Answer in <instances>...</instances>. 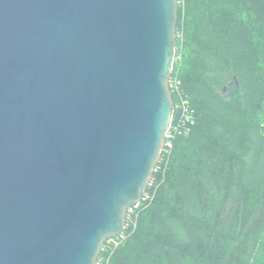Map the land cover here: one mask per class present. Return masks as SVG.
<instances>
[{
  "label": "water",
  "instance_id": "95a60500",
  "mask_svg": "<svg viewBox=\"0 0 264 264\" xmlns=\"http://www.w3.org/2000/svg\"><path fill=\"white\" fill-rule=\"evenodd\" d=\"M177 0H0V264H95L158 162Z\"/></svg>",
  "mask_w": 264,
  "mask_h": 264
},
{
  "label": "trees",
  "instance_id": "16d2710c",
  "mask_svg": "<svg viewBox=\"0 0 264 264\" xmlns=\"http://www.w3.org/2000/svg\"><path fill=\"white\" fill-rule=\"evenodd\" d=\"M175 35L194 124L108 264H264V0H178Z\"/></svg>",
  "mask_w": 264,
  "mask_h": 264
},
{
  "label": "built area",
  "instance_id": "2783aa9c",
  "mask_svg": "<svg viewBox=\"0 0 264 264\" xmlns=\"http://www.w3.org/2000/svg\"><path fill=\"white\" fill-rule=\"evenodd\" d=\"M177 4H178V0H177ZM174 61H175V56H174ZM173 65H174V62H173ZM167 84H168L170 95L171 93H173L175 94L177 98L176 105L173 106L174 108L173 117L176 111V118L173 122V117H172L170 126L164 135L163 145H162V149H161L160 156H159V159H161V161L167 160L169 158L172 148H173L174 140L181 134H184V135L188 134L190 132L191 126L194 124V117H193V113L190 107V103L188 99L181 92V89H180L181 82L178 78L177 73L173 74V67H172V71L169 76ZM157 169L158 167L155 166L153 173ZM152 184H153V179L151 176L146 188L151 187ZM148 198L149 197L147 193H145L144 191L141 199L137 201L136 203H134L128 209L121 231L115 237L109 238L105 241V243L103 244L100 250V253L97 257L95 264H108L109 255L111 253V250L117 247L119 244H121L125 240V238L128 236V234L130 233L129 231L131 229L133 230L136 226V220L133 219L134 215L132 214L135 212V210L140 208L142 203L146 202Z\"/></svg>",
  "mask_w": 264,
  "mask_h": 264
}]
</instances>
